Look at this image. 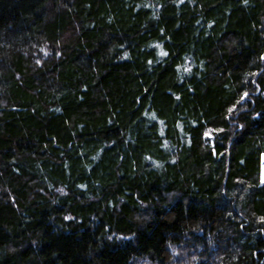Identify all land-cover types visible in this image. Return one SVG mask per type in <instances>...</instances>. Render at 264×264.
<instances>
[{"label":"trees","instance_id":"obj_1","mask_svg":"<svg viewBox=\"0 0 264 264\" xmlns=\"http://www.w3.org/2000/svg\"><path fill=\"white\" fill-rule=\"evenodd\" d=\"M262 154L264 0H0V264H264Z\"/></svg>","mask_w":264,"mask_h":264},{"label":"rangeland","instance_id":"obj_2","mask_svg":"<svg viewBox=\"0 0 264 264\" xmlns=\"http://www.w3.org/2000/svg\"><path fill=\"white\" fill-rule=\"evenodd\" d=\"M261 160H262V176L264 178V154H262Z\"/></svg>","mask_w":264,"mask_h":264},{"label":"snow or ice","instance_id":"obj_3","mask_svg":"<svg viewBox=\"0 0 264 264\" xmlns=\"http://www.w3.org/2000/svg\"><path fill=\"white\" fill-rule=\"evenodd\" d=\"M164 55H167V53H164ZM245 95H247V94H245ZM262 219H264V218H262Z\"/></svg>","mask_w":264,"mask_h":264}]
</instances>
